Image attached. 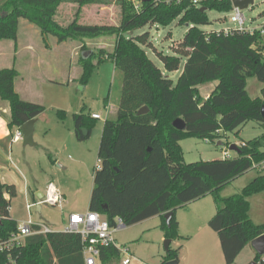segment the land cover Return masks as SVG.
Listing matches in <instances>:
<instances>
[{"label": "trees", "instance_id": "trees-1", "mask_svg": "<svg viewBox=\"0 0 264 264\" xmlns=\"http://www.w3.org/2000/svg\"><path fill=\"white\" fill-rule=\"evenodd\" d=\"M63 4L76 5V13L84 5H114L120 8V20L107 25L79 23L74 18L62 25L56 17ZM230 9L229 0H209L201 7L188 1L165 4L150 0L141 2L137 9L127 0H0V40H17L20 19L34 25L43 37L52 36L59 43L69 39L80 42L81 51L85 39L114 38L112 50H89L87 57H79L81 84L103 61H111L122 72L118 105L114 116L106 117L100 135L88 210L100 213L111 226L117 217L130 226L159 216V228L172 242L181 237L175 211L210 194L216 210L208 225L218 235L226 264H231L251 240L264 234V224H255L249 217L248 201L250 195L264 191L263 174L258 172L245 187L227 197L220 193L253 164L264 160V132L260 137L234 143L239 152L229 158L189 163L183 160L180 141L196 137L217 141L225 148L231 144L222 141L225 134L250 121L264 130V33L234 29L225 34L200 29L209 24L207 10ZM177 18L179 24H188V29L171 47V55L155 50L162 70L144 49L152 47L149 33L134 36L133 31L148 24L167 26ZM181 63L173 82L168 73L179 70ZM17 75L14 68L0 69V99L9 104V129L19 128L44 111L39 102L24 100L16 93ZM249 77L263 84L260 96L252 98L248 94ZM209 82H214V87L204 98L199 87ZM142 107L147 111L138 113ZM177 119L182 122L181 128L173 125ZM96 120L83 110L74 113L75 138L88 139ZM15 196V186L0 181L1 240L17 230V222L9 215L10 200ZM168 211H173L169 225L163 217ZM180 248L169 245L159 264L172 259L179 264ZM116 259H120L116 248H101V264ZM257 260L264 264L256 254L255 263ZM0 264H84L81 239L78 234L62 231L27 236L22 244L0 252Z\"/></svg>", "mask_w": 264, "mask_h": 264}, {"label": "rangeland", "instance_id": "rangeland-1", "mask_svg": "<svg viewBox=\"0 0 264 264\" xmlns=\"http://www.w3.org/2000/svg\"><path fill=\"white\" fill-rule=\"evenodd\" d=\"M129 1L131 4L132 2ZM76 5H61L58 9L56 20L65 25L74 18L84 24H118L120 8L114 5L98 6L84 5L76 13ZM243 15L247 26L264 24V0H253V4L244 8ZM209 24L200 26L203 31L232 28L229 21L231 11L207 10ZM20 38L22 26L27 21L20 19ZM30 24V23H26ZM33 28H36L34 25ZM188 27L179 24V19L173 20L167 26L148 24L133 31V35L149 33L151 46H144L148 57L163 70L162 62L157 58L155 50L171 55V47L179 42ZM38 30V29H37ZM48 36L47 41L52 40ZM75 41V40H73ZM78 42V41H75ZM37 43V42H36ZM81 44L80 42H78ZM84 50L96 51L100 48L112 50L114 38L100 36L84 40ZM44 44V43H43ZM81 48L76 53L82 52ZM72 54L70 50L58 56L52 53H39L32 62H20L18 87L23 99L39 102L44 106V111L35 119L33 141L34 145H23L22 140L11 145L10 161H0V177L8 183H14L20 193L10 200L9 215L17 222L30 219L33 222H44L52 231H63L64 223L70 212L85 213L88 211V202L93 184V171L98 165L97 151L102 127L105 121V111L109 107L108 116H114L119 102L122 72L115 68L111 61H103L94 67L84 84L79 81L81 63L79 55ZM96 60L93 57V60ZM183 63V60H182ZM168 73L169 78L176 81L181 68ZM246 88L250 97L260 96L263 84L256 78L246 80ZM214 82L202 84L199 92L202 97H208ZM107 103V104H106ZM83 110L86 113L98 112L103 117L95 121L88 139L78 141L73 132V114ZM15 128L12 133L15 134ZM263 128L256 122L250 121L232 132H227L223 142L238 143L260 137ZM13 134V135H14ZM13 137V136H12ZM183 160L187 163L199 160H214L222 158L224 148L211 142L196 137L184 138L180 141ZM234 155L233 151H229ZM264 175V169L252 168L246 173L227 184L221 189V195L227 197L240 191L257 174ZM48 182L57 189L63 188L65 196L61 208L49 204H40L39 210L30 211L26 205L32 202L35 188L41 190ZM25 185V188H24ZM24 190H29L23 195ZM60 191V190H59ZM36 200V197H35ZM29 201V202H28ZM213 203V197L208 194L197 202ZM249 217L255 224H264V191L248 197ZM214 206V205H213ZM158 219L150 217L130 226H125L114 233L118 246L128 247L130 254L144 262V264H159L166 254L162 232L157 228ZM215 234V243L211 242L208 249L203 251L199 264H226L220 247L218 235ZM182 242L175 240L171 248H177ZM254 251L246 245L235 256L231 264L254 263ZM126 256V255H122ZM183 261L191 263V250L182 255ZM123 258V257H122ZM120 260H113L110 264H119ZM258 264H262L259 260ZM131 264H139L133 261ZM195 264H198L195 262Z\"/></svg>", "mask_w": 264, "mask_h": 264}, {"label": "crops", "instance_id": "crops-1", "mask_svg": "<svg viewBox=\"0 0 264 264\" xmlns=\"http://www.w3.org/2000/svg\"><path fill=\"white\" fill-rule=\"evenodd\" d=\"M63 5H72V4H63ZM26 23H23V26H22V30H21L22 38H20V28H19L20 22H19L16 41H11V40H6V39L0 40V69L14 68L17 70L18 75L16 76L14 80V89L16 93L22 99L24 97L20 93L21 87L20 86L18 87V80L21 77L20 72H19V66H20L19 64L21 61L25 63L32 62L35 55H38L39 53L43 55L45 53H52L54 55H58L61 57V55H63V52L70 50V52L74 54L81 47V44L73 40H70V39L60 42V43L57 42L55 38H52L51 41H47L48 36L43 37L40 31L37 30V28H33V26H31L30 24H26ZM76 54L79 56H82V52L80 53L78 52ZM28 101H31V100H28ZM89 114H90V111H89ZM9 119H10L9 104L7 101L0 99V161L2 163L4 161L8 162L11 160V156H10L11 145L19 141V140L18 141L13 140L12 136L14 133H12L11 129H9L7 126ZM15 129L17 130V128ZM2 178L3 177H0V181L2 183L13 184L15 186L14 183H8L6 182L5 179H2ZM45 187L43 190L39 188H35V190L33 191L34 197H32V202L28 204L33 203L35 201V197L36 199H38V197L42 196V193L45 190ZM24 188H25V185H24ZM24 188L22 191H23V195L25 196L29 190H24ZM58 190H60V192L64 196V193L62 191L63 188L62 189L60 188ZM18 192L20 193V190H17L16 188V193ZM201 198L194 200L188 203L187 205H185L184 207L178 208L175 211V216L178 221V233L181 236L177 240L182 242L180 245H178V246H181L180 252H179V264H190V263L184 262L183 261L184 257H182V255L184 254L186 255L188 249L189 251L191 250V254H192L191 263L195 264V262H197L199 264L200 262L199 259H201V256L203 255V251L208 249L211 242L215 243V234H214L215 231L211 229L208 225L209 219L214 215L215 210H216L215 203L209 204L208 201L197 202ZM71 213H75V212H70L69 214ZM153 217H156L158 219L157 228L160 230L159 228L160 217L159 216H153ZM66 220L64 221L66 222ZM53 232H56V231H53ZM162 237L165 238L163 235V232H162ZM248 245L252 248L250 243ZM252 250L254 251V254H255L254 255V260H255L256 252L253 248ZM82 257H83V262H84L83 252H82Z\"/></svg>", "mask_w": 264, "mask_h": 264}, {"label": "built area", "instance_id": "built-area-1", "mask_svg": "<svg viewBox=\"0 0 264 264\" xmlns=\"http://www.w3.org/2000/svg\"><path fill=\"white\" fill-rule=\"evenodd\" d=\"M135 9H137L142 2L141 0H130ZM188 1L190 4L197 7H201L203 3L209 0H156V2H164L165 4H182ZM231 4V16L229 21L233 23L232 28L220 29L225 34L230 33L232 30L246 31L252 33L255 30H260L264 33V24L258 26H247L245 24L246 19L243 15V9H239L232 5V0H229ZM109 114V107L107 105L105 111V119ZM93 119H101L103 116L100 113H90ZM22 139L19 128L13 135V140L18 141ZM240 145H244L241 143ZM229 147H225L222 152V158H229L232 155L229 154ZM253 168H264V160L262 162L253 164ZM63 194L49 182L45 190L42 193L41 198L36 199L33 203L27 204L26 207L30 209L35 204H49L52 206L60 207L64 203ZM125 225L121 218H115V224L111 226L108 221L98 212L86 211L85 213H71L68 215L62 232L78 234L82 243V252L84 255V264H101L98 260L100 250L103 247L113 246L118 250L120 254L119 264H131L133 261L139 264H144L140 259L129 256L130 251L128 247L118 246L115 242L114 233L124 228ZM53 232L52 229L44 222H33L30 219L24 220L17 224L16 232H13L6 240L0 239V252L9 250L10 248L22 244L23 240L27 236L35 234H46ZM126 255V256H122ZM123 257V258H122ZM261 261H264L262 259Z\"/></svg>", "mask_w": 264, "mask_h": 264}, {"label": "water", "instance_id": "water-1", "mask_svg": "<svg viewBox=\"0 0 264 264\" xmlns=\"http://www.w3.org/2000/svg\"><path fill=\"white\" fill-rule=\"evenodd\" d=\"M141 1L149 2L150 0H141ZM252 4H253V0H232V5L235 7H238L239 9L247 8L249 5H252ZM202 10H205V8H202ZM186 26H188V24H186ZM89 54L90 52H87V51L82 52V57L85 58ZM146 111H147V107H142L141 109H139L138 113H144ZM261 114L264 117V106L261 107ZM34 122H35V119H31L19 127V130L22 135L23 145H34V141H33ZM173 125L177 128H181L182 122L179 119H177L173 122ZM82 132L84 134L87 133L86 129H82ZM229 150L236 152V153L239 152L238 147L234 143L229 144ZM38 198H41V196ZM39 208H40V205L35 204L30 207V211L39 210ZM172 216H173V211H168L163 215L165 223L167 225H169ZM170 244H171L170 239L164 240V249L166 251L168 250V247ZM250 245L255 250L256 254L260 256L261 260L264 259V234L251 240ZM165 264H178V261L176 259H172V260L166 261ZM252 264H257V263L254 262Z\"/></svg>", "mask_w": 264, "mask_h": 264}]
</instances>
